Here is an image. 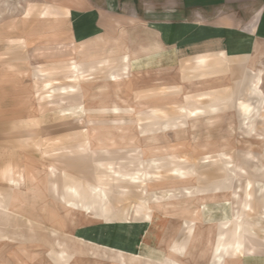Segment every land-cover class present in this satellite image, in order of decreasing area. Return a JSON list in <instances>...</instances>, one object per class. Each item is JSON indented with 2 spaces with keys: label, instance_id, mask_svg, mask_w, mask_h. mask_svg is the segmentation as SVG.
<instances>
[{
  "label": "rangeland",
  "instance_id": "1",
  "mask_svg": "<svg viewBox=\"0 0 264 264\" xmlns=\"http://www.w3.org/2000/svg\"><path fill=\"white\" fill-rule=\"evenodd\" d=\"M63 2L0 0V118L34 116L13 127L24 136L16 145L27 163L15 171L17 190L0 186L5 202L14 192L0 207V229L12 235L3 238L0 264H48V247L85 251L88 242L127 256L151 249V261L167 264L181 262L191 247L200 264L209 255L221 264L229 249L264 251V79L238 76L224 87L222 62L169 56L158 63L127 46L81 54L76 45L70 54L47 44L51 30L59 33L54 43L68 39L54 19L68 14ZM106 7L127 12L111 0ZM124 55L130 63L118 58ZM227 66L246 69L237 61ZM216 67L218 77L206 76ZM240 85L246 99L235 100ZM17 213L43 219L33 226L11 216ZM110 213L135 219L90 218ZM93 227L115 237L101 243ZM85 228L88 238L78 234Z\"/></svg>",
  "mask_w": 264,
  "mask_h": 264
},
{
  "label": "crops",
  "instance_id": "2",
  "mask_svg": "<svg viewBox=\"0 0 264 264\" xmlns=\"http://www.w3.org/2000/svg\"><path fill=\"white\" fill-rule=\"evenodd\" d=\"M111 1L118 4L123 3L127 8V12L123 14L108 9L106 6L110 3V0H64L63 4L60 5L67 7L63 10L68 14H59L54 19L56 21L60 20L66 25L68 39L65 42L54 43L59 33L51 30L48 32L49 37L47 39L50 42L48 41L47 44L62 45L65 47L64 50H69L70 54L76 45H80L81 54L83 52L88 53L93 47L98 49L104 45L112 47V49L127 46L131 53H137L139 56L143 55V58L152 59L158 63L166 61L169 56L173 61H218L223 63V65L219 64L224 67L222 76L229 79L227 80L228 84L226 83L224 87H233V79L238 76L264 79V0ZM58 8L61 9L62 7ZM20 30L22 29H17V31ZM32 35H35V32H32ZM21 39H23V36H21ZM130 47H134V50H130ZM135 47L140 48L139 53L135 51ZM118 58L130 63L127 55ZM233 61L241 62L245 66L244 74L240 73V67L234 69L236 73L232 72L227 64L231 66ZM207 71L209 73L206 76L218 77L217 71H221V67L211 69V72L210 70ZM180 76L181 81H183L182 73H180ZM239 87L235 91L234 99H241L243 95L246 99L247 92L244 90L243 85ZM178 88L177 84L176 93ZM162 92L156 94L163 96L164 93ZM33 119L34 116L0 118V186L7 191L10 188L13 189V187L16 188L14 191L19 188L14 183L16 179L15 171H20L22 167L25 168L27 163L25 160L26 150L16 145L18 142H24V136L18 134L13 127H21ZM239 120H242V117ZM259 120L257 119L256 122L258 123ZM8 142L13 143V145L7 144ZM61 185H66V182ZM47 190L49 191L48 194L53 193L54 185H51L50 181L47 182ZM13 193L10 194L8 202L1 200L0 197V207L12 203L11 196H13ZM1 212L5 213V211ZM11 216L19 218L21 221L25 218L18 213ZM109 216L108 219H105V217L97 214L91 215L90 218L94 221L103 222H128L135 219L133 215V219L128 220L125 217H120L117 213H110ZM42 219L40 214L35 213L31 218H25L33 226ZM114 228H116L115 225L104 226V229L108 231ZM131 228L132 225L128 226V231H131ZM90 231H93L96 235L100 234L101 238L98 241L101 243H104L105 236L106 238L115 237L111 234L109 236L108 231L104 232L97 227L91 228ZM83 232L86 233L87 228L79 231L78 234L88 238L87 233ZM49 234L54 237L57 235L52 230L49 231ZM5 236L12 235L0 229V247ZM30 236L35 238L39 237L40 234H38V231L32 230ZM117 239L121 242L120 238ZM88 243L92 246H89L90 249L87 248L85 251L82 248L78 249L70 245L50 246L47 248L49 250L44 252L45 259L48 264H106V257L103 254L108 253L112 255L111 261H115V264H136L134 263L136 260L141 262L140 264H167L151 261V249H147L149 251L146 248L143 249V254L146 257L134 254L127 256L121 250L97 244L93 246L91 242ZM120 255L125 259V263H119L118 258ZM197 255V250L193 247L189 251L186 249L184 255L181 256V262L176 264H200L197 262ZM202 264L215 263L213 257L209 255L206 260H203ZM221 264H264V251L233 254L229 249Z\"/></svg>",
  "mask_w": 264,
  "mask_h": 264
},
{
  "label": "bare ground",
  "instance_id": "3",
  "mask_svg": "<svg viewBox=\"0 0 264 264\" xmlns=\"http://www.w3.org/2000/svg\"><path fill=\"white\" fill-rule=\"evenodd\" d=\"M81 53V52H80ZM229 201V200H228ZM227 201V202H228ZM217 236L218 235H216V240H215V242H214V246H213V253L215 254L216 252H219V248L217 247ZM222 250V249H221ZM216 251V252H215Z\"/></svg>",
  "mask_w": 264,
  "mask_h": 264
}]
</instances>
